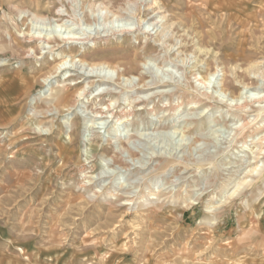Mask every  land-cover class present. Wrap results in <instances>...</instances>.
<instances>
[{
  "label": "rangeland",
  "instance_id": "1",
  "mask_svg": "<svg viewBox=\"0 0 264 264\" xmlns=\"http://www.w3.org/2000/svg\"><path fill=\"white\" fill-rule=\"evenodd\" d=\"M68 1L0 0V264H264V175L211 209L257 164L264 103L236 137L230 91L264 95V0H111L139 31L28 57L22 32L103 27L101 0ZM56 86L88 93L57 110Z\"/></svg>",
  "mask_w": 264,
  "mask_h": 264
},
{
  "label": "bare ground",
  "instance_id": "2",
  "mask_svg": "<svg viewBox=\"0 0 264 264\" xmlns=\"http://www.w3.org/2000/svg\"><path fill=\"white\" fill-rule=\"evenodd\" d=\"M73 2L75 3V0H69L68 1V5H66L67 7H71L72 10L74 11L75 13V16H76V9L73 5ZM133 2L137 3L138 1L137 0H134ZM140 3V2H139ZM92 9L93 7L97 4V2H92ZM94 5V6H93ZM100 5H102L106 10L107 12L105 13V22H104V25L102 28H96L98 30L95 31L94 34H81V35H74V34H61V35H49L50 33H43L42 31L41 32H31V30H28V31H25V32H22V34L20 35L21 37H23L24 39L23 40H26L27 42L29 43H33L35 42L37 45L35 46H29L30 48L27 50V56L28 57H31V58H36L37 55H39L38 53L40 52V50L42 49H45L47 52H53L56 50V45L57 43L59 42H64L65 44H68V43H79V44H83L85 45L86 43H89L91 40H97L98 38H107L109 37L110 35H118V34H125V33H132V32H137L139 31V27L137 26H134V25H127L123 22L124 20V16L123 14L121 13H115L113 12L110 8H112L111 6H113L112 4V1L111 0H101L100 1ZM130 5V4H129ZM132 5V4H131ZM66 7L67 11L68 8ZM96 7V6H95ZM114 7V6H113ZM52 7L49 6L45 9V7L43 6H38V8L36 9V11H33L32 9L31 10H28L26 12H30V14H33V16L37 19H42V20H46V19H49V15H50V11H51ZM27 10V9H26ZM43 12V13H42ZM46 12V14L44 13ZM109 12V13H108ZM110 12L112 14H110ZM73 13V14H74ZM227 14H223L222 16L223 17H226ZM115 16V17H113ZM233 17L234 15L233 14H230L229 13V17ZM60 17V16H59ZM126 18V17H125ZM80 18H78L79 20ZM75 20V19H74ZM77 20V21H78ZM50 23V22H49ZM56 24V23H55ZM64 24V23H63ZM54 25V24H53ZM59 27L63 26L62 24H58ZM48 30V29H47ZM50 30V29H49ZM87 30V29H86ZM52 31V30H51ZM88 31V30H87ZM91 31V30H90ZM71 32V31H70ZM53 33V32H52ZM87 33V32H86ZM11 38H15L16 39V36L12 35ZM25 42V41H24ZM59 45V44H58ZM57 45V46H58ZM67 61V60H66ZM66 61L61 63V65L59 66L60 70L62 69H67V68H71V66L69 65H66ZM72 61V60H71ZM75 60H73V63ZM80 64H82L83 66L85 64H87L89 67H91L92 69H96V68H99L100 66L102 65H107L109 67H113V68H118L119 65H113V63H98V62H90L88 61L87 59L85 58H81L79 60ZM77 64V63H76ZM73 65V64H72ZM56 69H57V66H56ZM249 69H251L252 71H257L261 74H263V70H261V67L257 64H254V65H250L249 66ZM58 71V69H57ZM56 72V71H55ZM51 74V73H50ZM124 75L123 72H120L118 73V76H122ZM101 75H99L100 77ZM105 76V75H104ZM117 76V77H118ZM103 77V76H102ZM103 79V78H102ZM109 82H112L113 83V77H108L107 78ZM118 79V78H117ZM197 79L199 80V82L202 84V85H205L207 84V81H208V78H206V76H197ZM115 81V80H114ZM118 83V82H117ZM70 89L71 88H68L67 86L66 87H60V86H56L54 87L53 89H51V97L52 99L49 101V103L54 106L55 109H61V108H70V107H73L75 106L78 101L82 98L83 95H86L88 92L85 88L81 89V91L77 92L76 94H71L70 92ZM231 95L234 96L235 98L238 97L240 98L239 101L236 102V104L234 106H231V108L233 110H236V111H240L243 113L242 115V119H243V123L237 127L236 129V137H239V138H246L247 136H250L248 135V131L254 126L255 124V121H252V119H249L247 118L246 114L248 112V109L247 108L248 106H252L254 105L255 103H264V95H261L259 97H253L251 99H249L247 96L246 98H241L240 96L236 95L235 96V93L234 92H231ZM208 95V94H206ZM72 96V97H71ZM71 97V98H70ZM243 97V96H242ZM117 107H120L119 106H113L112 103L110 104H107V106L105 107H100L99 110L97 109V112L98 114H100V116H103V115H111V116H118V113H119V109L117 110ZM230 108V107H229ZM122 111V116L123 118L124 117H127L129 115H133L134 112H135V108H130V109H127L125 111L123 110H120ZM262 112H264V107L262 106L261 107V110ZM246 116V117H245ZM259 116L256 117V119L258 118ZM256 126V129H253V132H252V135L255 133V131H260L262 132L263 129H264V124H260L259 123H256L255 124ZM255 138V137H254ZM252 142V141H251ZM254 143V142H253ZM258 150L256 152V155L255 158V164L253 167H251V169L249 170L248 168V172H246V175L245 177L239 182L238 186L228 195L227 199L225 201L222 202L221 200V204L219 205H216L214 207H211V209H217L219 208L221 205L229 202L231 199H233L236 195L238 196L240 194V191L242 188H245V187H248V186H251L253 184H255V182L257 181L256 179L260 180L263 175H264V172H262V170L264 169L263 165H259L258 162L261 160V158L264 157V134L261 135L259 138H258ZM257 149V148H256ZM201 163H203V159H198ZM264 162V161H263ZM264 164V163H262ZM86 184V183H85ZM90 185V184H89ZM91 186V185H90ZM89 187V186H88ZM157 192V191H156ZM159 192V191H158ZM97 195V194H96ZM133 201V200H132ZM143 201V200H142ZM144 202V201H143ZM145 202H147L146 204H150V201L145 198ZM195 202V201H194ZM193 202V203H194ZM142 203V202H141ZM191 204V203H190ZM218 204V203H217ZM143 205V204H142ZM214 211V210H213ZM260 218V217H259ZM213 219V218H212ZM215 220V219H213ZM253 222H256V221H253ZM252 222V223H253ZM211 223V222H210ZM252 229H258L255 227V225L253 224L252 226ZM255 233H257V231H255Z\"/></svg>",
  "mask_w": 264,
  "mask_h": 264
}]
</instances>
